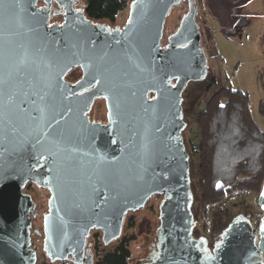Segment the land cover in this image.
Masks as SVG:
<instances>
[{"label":"water","instance_id":"1","mask_svg":"<svg viewBox=\"0 0 264 264\" xmlns=\"http://www.w3.org/2000/svg\"><path fill=\"white\" fill-rule=\"evenodd\" d=\"M39 1L0 0V264H37L28 183L51 194V262L93 264L90 232L102 231L105 245L119 240L127 214L158 195L157 242L143 264H264V183L257 229L241 214L213 250L195 238L183 103L188 85L210 75L196 1L131 0L122 29L94 23L72 0H54V16H65L50 25L52 0ZM185 2L163 47L166 20ZM96 100L106 124L90 120Z\"/></svg>","mask_w":264,"mask_h":264},{"label":"rangeland","instance_id":"2","mask_svg":"<svg viewBox=\"0 0 264 264\" xmlns=\"http://www.w3.org/2000/svg\"><path fill=\"white\" fill-rule=\"evenodd\" d=\"M79 8H86V0H79ZM118 15L115 22H108L111 26L123 27L129 15L128 5ZM198 8L197 21L203 35L202 45L206 50L209 62L210 75L202 83H190L184 93V111L187 110L185 121L187 129L184 132L187 152L190 157L191 187L193 190L192 213L196 223L195 231L199 237L210 239L213 230L218 228L219 219L222 225L233 220L238 215H251L255 229L263 215L257 204L259 194H240L215 206H205L199 188V162L196 150L200 142L198 116L205 111L208 103L229 84L235 90H240L248 96L250 113L259 127L264 130V118L261 116V105L264 102V0H195ZM234 3V4H233ZM239 7L238 13L235 9ZM188 11L185 6L174 7L165 24L163 45L168 44V38L174 34ZM211 12V13H210ZM241 17L239 25L232 30L221 29L213 17L221 16L223 26L231 25L232 16ZM239 14V15H238ZM213 15V16H212ZM80 70H74L68 75V80L75 82L80 79ZM226 77L231 80L227 82ZM91 120L101 123L107 122V110L104 101H97L91 112ZM27 193L33 196L37 205V218L34 221L33 231L43 233V216L48 211L50 195L38 188H28ZM163 196H154L145 208L127 216L122 238L113 243L100 255L95 257V264L114 251L121 242L125 241L131 251L128 264H143L150 253V247L157 242L156 231L160 226L159 207ZM230 221V222H231ZM156 238V240H154ZM33 248L37 250V264H48L43 251V235H33ZM94 243V241L92 240ZM97 243V239H96ZM96 247L98 244H96Z\"/></svg>","mask_w":264,"mask_h":264},{"label":"trees","instance_id":"3","mask_svg":"<svg viewBox=\"0 0 264 264\" xmlns=\"http://www.w3.org/2000/svg\"><path fill=\"white\" fill-rule=\"evenodd\" d=\"M126 3V0H86L85 11L92 20L115 22ZM249 106L248 96L229 84L198 116L200 142L196 153L205 206H215L240 194H259L262 189L264 130L253 120ZM260 113L264 118V102ZM230 221L222 227L225 229ZM125 241L96 264H128L131 251Z\"/></svg>","mask_w":264,"mask_h":264},{"label":"flooded vegetation","instance_id":"4","mask_svg":"<svg viewBox=\"0 0 264 264\" xmlns=\"http://www.w3.org/2000/svg\"><path fill=\"white\" fill-rule=\"evenodd\" d=\"M72 1H74L75 2V4H74V8H75V10H80L81 8H79V0H72ZM38 7H40V8H46L47 7V4L43 1V0H40L39 2H38ZM52 10H53V12L51 13V19H50V25H54V24H59V25H61L63 22H64V16L65 15H57V16H54V12H60V11H62V9L61 8H59L58 7V4L54 1V0H52ZM84 10V12H85V15H86V17L89 19V20H91V21H93L94 23H101V24H106V25H108L109 27H111V28H117V27H113V26H111V24L110 23H108V22H110V21H95V20H92V19H90L88 16H87V14H86V11H85V8L83 9ZM235 11H236V13H238V11H239V7H236V9H235ZM239 15V14H238ZM218 16V15H217ZM230 22H231V25H228V27H225V29L224 28H221L222 29V31L223 30H226L227 28H229V29H232V30H234V29H236V27L240 24L239 23V21H241V17L240 16H232L231 18H230V20H229ZM217 22L219 23V26L221 27V25H222V23L224 22V20L222 19V17H220V16H218V19H217ZM124 27V26H123ZM123 27H119V28H123ZM202 42H203V35H202ZM167 45V44H166ZM165 45V46H166ZM162 46L163 47H165L164 45H163V41H162ZM79 70V69H78ZM67 78H68V76H67ZM68 80V79H67ZM79 80V79H78ZM69 81V80H68ZM71 82V81H70ZM76 82V81H75ZM75 82H72V83H75ZM153 96H151V98H152ZM97 101H104V100H96L95 101V103H94V105L96 104V102ZM105 102V101H104ZM94 105H93V108H94ZM106 105V104H105ZM93 108H92V110H93ZM92 110H91V112H92ZM107 110V109H106ZM91 112L89 113V117H90V115H91ZM107 115H108V112H107ZM90 120H91V117H90ZM91 121H93V120H91ZM108 121V120H107ZM94 122H96V121H94ZM107 123V122H106ZM106 123H104V124H106ZM33 186L34 187H36V185H34L33 183H28L27 184V186H26V188H25V190H24V192L25 193H27V189L30 187V188H33ZM37 188V187H36ZM39 189V188H38ZM39 190H44V189H39ZM44 191H46V192H48V194L50 195V197H49V201H50V199H51V194H50V192L48 191V190H44ZM28 194V193H27ZM33 197V196H32ZM34 199V198H33ZM49 201H48V204H49ZM34 202H35V200H34ZM148 204V203H147ZM35 205H36V202H35ZM146 207V206H145ZM144 207V208H145ZM36 211H37V205H36ZM48 211H49V207H48ZM48 211H47V213L46 214H48ZM140 211V210H139ZM138 212V211H137ZM131 213H134V212H129L128 214H127V216L129 215V214H131ZM45 214V215H46ZM44 215V216H45ZM44 216H43V222H44ZM127 216H126V218H127ZM37 218V216L35 217V218H32V225H34V221H35V219ZM126 218H125V221H126ZM125 221H124V225H125ZM123 229H124V226H123ZM223 231L224 230H222L221 231V229H215L214 231H213V234L211 235V237H210V239H206V237H199V235H197V232L195 231V238L196 239H198V240H207L208 241V247H209V249H211V250H213V248H214V246H215V244H217L220 240H221V238H222V234H223ZM122 233H123V231H122ZM34 234H36V231H33V227H32V238H33V235ZM36 235H43V233H41L40 231H38V234H36ZM217 237H219V238H217ZM121 238H122V236H121ZM120 238V239H121ZM43 239H44V235H43ZM96 239H97V243H96ZM119 239V240H120ZM92 240L94 241V243L92 242ZM118 241V240H117ZM116 242V241H115ZM95 243L96 244H98V246L96 247V245H95ZM113 243L114 242H112V243H110L109 245H105L104 243H103V233H102V231H100V230H92L91 232H90V235H89V237H88V239H87V245H86V248H85V250H86V252H85V256H87V251H89V253L91 254V256H92V259H93V264H95V257H97V255H100L101 253H103L106 249H108V248H110L112 245H113ZM153 245H155V244H153ZM152 245V246H153ZM113 252V251H112ZM112 252H110V253H112ZM151 252V251H150ZM46 259H47V261H48V264H61L60 262H51L47 257H46ZM64 264H74V262H73V258L71 257V256H69V259L68 260H66V262L64 263Z\"/></svg>","mask_w":264,"mask_h":264},{"label":"crops","instance_id":"5","mask_svg":"<svg viewBox=\"0 0 264 264\" xmlns=\"http://www.w3.org/2000/svg\"><path fill=\"white\" fill-rule=\"evenodd\" d=\"M234 4V3H233ZM211 13V12H210ZM213 16V15H212ZM234 16H237V15H235L234 14ZM221 17V16H220ZM213 19H215L216 21H217V19H218V16H216V17H213ZM218 23V22H217ZM218 25H219V23H218ZM221 28H224V26H223V23H222V25H221ZM227 79V78H226Z\"/></svg>","mask_w":264,"mask_h":264},{"label":"built area","instance_id":"6","mask_svg":"<svg viewBox=\"0 0 264 264\" xmlns=\"http://www.w3.org/2000/svg\"><path fill=\"white\" fill-rule=\"evenodd\" d=\"M197 225H196V223H195V227H196Z\"/></svg>","mask_w":264,"mask_h":264}]
</instances>
